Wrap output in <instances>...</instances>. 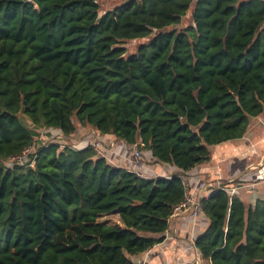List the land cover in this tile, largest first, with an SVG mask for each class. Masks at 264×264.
Here are the masks:
<instances>
[{
	"label": "trees",
	"instance_id": "trees-1",
	"mask_svg": "<svg viewBox=\"0 0 264 264\" xmlns=\"http://www.w3.org/2000/svg\"><path fill=\"white\" fill-rule=\"evenodd\" d=\"M103 1L0 0V264H137L186 199L183 174L264 113V0ZM87 129L178 172L115 167ZM232 186L202 201L196 246L212 264H264V200Z\"/></svg>",
	"mask_w": 264,
	"mask_h": 264
},
{
	"label": "crops",
	"instance_id": "crops-1",
	"mask_svg": "<svg viewBox=\"0 0 264 264\" xmlns=\"http://www.w3.org/2000/svg\"><path fill=\"white\" fill-rule=\"evenodd\" d=\"M54 131L59 132L58 135L62 138L60 131ZM85 132L90 134L92 146L96 141L101 142V148L111 165L130 171L133 169L131 157L135 147L130 149L125 142L94 130L87 129ZM66 140L68 139L63 138L62 141ZM82 143L85 144L82 148L90 144L88 139ZM74 147L81 149L76 145ZM210 152L209 162L183 174L188 195L202 202L225 184H234L238 187L237 195L247 204L264 200V179L259 180L258 170L264 162V113L251 119L243 138L213 146ZM142 154L146 167L144 173L148 178H168L178 172L175 167L152 161L149 153ZM209 226L210 220L204 213L197 217L188 212L174 214L169 220L164 241L136 257L135 262L138 264L146 260L149 264H212L202 258L196 246L197 240L207 232Z\"/></svg>",
	"mask_w": 264,
	"mask_h": 264
},
{
	"label": "built area",
	"instance_id": "built-area-1",
	"mask_svg": "<svg viewBox=\"0 0 264 264\" xmlns=\"http://www.w3.org/2000/svg\"><path fill=\"white\" fill-rule=\"evenodd\" d=\"M93 147H94L98 157L104 158V159L106 158V155H105V153L103 152V150L101 148V142L100 141H96L93 144ZM81 149H84V148L81 147ZM81 149H78V150H81ZM26 153L28 154L29 152L25 151L23 153V155H25ZM22 156H20L18 158H14L10 162H16L18 164H23L25 162H23L21 160ZM143 158H144V156H143L142 152H140V151H138L136 149L135 152L132 154V157H131V162L133 164V169L131 171L136 173L139 177H141L143 179H148V177L144 173L146 167H145V163L143 161ZM185 185L187 187V184H185ZM223 188H224V186L221 187V189H223ZM229 189H230L231 195L232 196H236L237 191H238V187L237 186H232ZM181 212H188L193 217H197L199 214L203 213L202 202L200 200L196 199L194 196L188 195L186 197V199L184 200V202L181 203L174 210V214H178V213H181ZM138 264H149V263L146 260H143V261L139 262Z\"/></svg>",
	"mask_w": 264,
	"mask_h": 264
},
{
	"label": "rangeland",
	"instance_id": "rangeland-1",
	"mask_svg": "<svg viewBox=\"0 0 264 264\" xmlns=\"http://www.w3.org/2000/svg\"><path fill=\"white\" fill-rule=\"evenodd\" d=\"M117 3L116 2H110V1H103L102 4H101V7H102V11H107V10H111L115 7ZM187 22V19L185 20ZM148 39H143V40H135V41H130V42H127L124 44V46L127 48L128 50V54H132L134 52H136L137 50V47L142 44V43H145L147 42ZM53 132V133H52ZM49 131V130H42L40 131V136H41V139L44 140V141H61L60 140V135H58L59 132H56V131ZM86 137V134L84 135H80L78 134V137L77 138H74V140H66V141H61V143L63 144H68V145H72L73 147L76 145L77 147H82L83 144L82 142L84 141H87L85 139ZM95 138V136H94ZM77 141V142H75ZM76 148V147H74ZM77 149V148H76ZM23 162H27L28 161V154L26 153L25 155L22 156V159H21ZM15 162H7L6 165H8L9 167H12L14 165Z\"/></svg>",
	"mask_w": 264,
	"mask_h": 264
},
{
	"label": "water",
	"instance_id": "water-1",
	"mask_svg": "<svg viewBox=\"0 0 264 264\" xmlns=\"http://www.w3.org/2000/svg\"><path fill=\"white\" fill-rule=\"evenodd\" d=\"M259 180L264 179V162L259 166Z\"/></svg>",
	"mask_w": 264,
	"mask_h": 264
}]
</instances>
